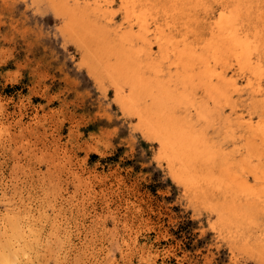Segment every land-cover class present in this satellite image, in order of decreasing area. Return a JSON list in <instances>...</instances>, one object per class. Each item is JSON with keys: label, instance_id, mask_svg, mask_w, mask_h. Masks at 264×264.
Masks as SVG:
<instances>
[{"label": "rangeland", "instance_id": "rangeland-1", "mask_svg": "<svg viewBox=\"0 0 264 264\" xmlns=\"http://www.w3.org/2000/svg\"><path fill=\"white\" fill-rule=\"evenodd\" d=\"M60 25L43 1L0 0V264H255L180 204Z\"/></svg>", "mask_w": 264, "mask_h": 264}, {"label": "bare ground", "instance_id": "bare-ground-1", "mask_svg": "<svg viewBox=\"0 0 264 264\" xmlns=\"http://www.w3.org/2000/svg\"><path fill=\"white\" fill-rule=\"evenodd\" d=\"M39 1L88 78L113 88L180 204L264 264V0Z\"/></svg>", "mask_w": 264, "mask_h": 264}]
</instances>
